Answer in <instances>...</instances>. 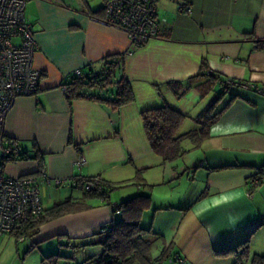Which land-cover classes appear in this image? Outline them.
<instances>
[{"label":"crops","instance_id":"1","mask_svg":"<svg viewBox=\"0 0 264 264\" xmlns=\"http://www.w3.org/2000/svg\"><path fill=\"white\" fill-rule=\"evenodd\" d=\"M103 1L26 2L37 43L33 65L42 75L37 92L18 96L0 125V152L15 141L25 154L6 162L3 174L35 176L45 210L65 199L81 206L42 222L30 239L52 255L59 236L62 254L71 259L66 264H94L104 239L100 228L119 215L112 205L142 193L151 197L149 228L162 236L153 240V256L171 244L169 253L180 255V264H233L214 250L245 240L252 253L264 256V0H159L158 35L123 56L134 100L117 108L85 98L68 101L61 90L73 70H98L105 58L131 48L125 32L100 21ZM228 78L238 84L225 89ZM113 91L110 86L103 95ZM217 96L213 112L220 114L206 139L199 146L184 140L187 151L176 164H162L141 113L165 104L186 116L177 132L184 134L199 127ZM82 157L86 162L79 166ZM44 175L101 176L116 190L104 204L81 187L46 184ZM0 239L13 240L17 255L25 243L8 234Z\"/></svg>","mask_w":264,"mask_h":264},{"label":"built area","instance_id":"2","mask_svg":"<svg viewBox=\"0 0 264 264\" xmlns=\"http://www.w3.org/2000/svg\"><path fill=\"white\" fill-rule=\"evenodd\" d=\"M159 0H104V15L100 21L126 33L131 48L123 54L129 55L138 48L155 38L159 31L157 17V3ZM27 0H0V125L12 108L15 99L22 95H32L38 90L41 71L34 67L33 59L37 48L33 25L28 21L25 13ZM181 11L190 12L189 6H181ZM68 77L85 78L80 69H75ZM65 80L61 82V90L65 94ZM238 84L228 78L224 82L226 88ZM244 88L254 87L252 84H241ZM21 153L15 141L3 146L0 152V163L14 160ZM86 162L80 158L77 165ZM261 178L252 181L256 187ZM46 184L61 186L68 184L76 187L81 184L86 192H104L109 189L101 176L70 177L51 179L44 175ZM252 190V189H251ZM249 190L246 194L250 195ZM104 204H109V195L100 198ZM113 209L117 205H112ZM40 191L37 178L33 175L9 177L3 174L0 165V236L13 235L17 242H27L28 250H32L36 243L26 234V228L35 223L43 214ZM109 226L100 228L101 233H107Z\"/></svg>","mask_w":264,"mask_h":264},{"label":"trees","instance_id":"3","mask_svg":"<svg viewBox=\"0 0 264 264\" xmlns=\"http://www.w3.org/2000/svg\"><path fill=\"white\" fill-rule=\"evenodd\" d=\"M99 12L100 10L95 11L94 16L98 17ZM257 42H260V40H257ZM123 58V55H113L105 58L100 69L93 70V68H89L87 72H84L85 78L68 77L70 80H67V78V81L64 82L66 99L68 101L81 98L97 100L113 108L132 102L134 94L123 73ZM201 75L204 76L206 73L203 72ZM208 76L211 81L216 79V76L212 73ZM110 86L114 87V91L111 92L110 96H105L107 88ZM171 86H174V84H171ZM102 91L104 92L102 93ZM176 96L180 97L177 93ZM219 99L220 96H217L209 103L203 113V118L201 117L202 120L199 119V127L184 134H178L177 132L186 116L165 104L157 108L144 110L141 113L147 139L153 152L160 157L162 164L175 163L184 155L187 151L181 145L184 140H190L195 146H199L206 139L210 127L217 121L220 114V112H213ZM23 157L25 158V154L21 151L15 159ZM5 163H0V165L3 166ZM258 178L262 179V177ZM135 180L138 181V175ZM76 187L82 188L80 183ZM111 188L112 186H109V189L104 192H85L88 195L101 198L105 194L109 195ZM150 206V195L139 193L122 201L114 209L119 213V217L108 224L109 231L104 233V239L101 241V252L96 257L94 264H160L170 258L178 262L183 261L180 255L169 253L171 244L163 246L158 255H152L153 240L162 239V236L154 233L150 228L141 226L143 213ZM80 208V204L72 199H65L53 204L50 208L44 209L43 214L35 223L27 226V236L35 233L42 222ZM99 233L101 232L99 231ZM214 253L217 256H231L234 259L233 264H264V256L251 252L249 240L240 242L233 247L216 249ZM55 255L52 254L50 257L52 258Z\"/></svg>","mask_w":264,"mask_h":264},{"label":"rangeland","instance_id":"4","mask_svg":"<svg viewBox=\"0 0 264 264\" xmlns=\"http://www.w3.org/2000/svg\"><path fill=\"white\" fill-rule=\"evenodd\" d=\"M166 165H173L176 164L175 163H165ZM169 172V170H168ZM179 175V174H178ZM141 181V180H140ZM133 183L136 182L132 181ZM166 184L170 185V180H166ZM148 186V185H147ZM158 189H165L167 191V189L165 187H163L162 184L157 185ZM150 188H152L150 186ZM116 190L115 187H113L109 193L112 194V192H114ZM168 192V191H167ZM147 214V215H146ZM150 213H143V216L141 218V226H143L144 228H149L150 224H151V218L152 215H149ZM117 218L119 217V215L117 214L116 216ZM164 231L166 232V236L170 235V230L165 226ZM176 231V226L173 229V232ZM100 235V239L104 238V233H99ZM59 236H56L52 242V244H54L55 246V256H53L52 258L50 257L51 254H44L43 252H41L42 248L47 247L46 245L43 246V242H39L37 244V246H35L32 250L27 249V242L25 243H21L19 244V254L17 255V247L14 243L13 240H9V241H1L0 239V264H66V262H71V259L64 256L62 254V249L66 248V247H62L60 244L62 243L61 241L58 242L59 240ZM62 240V239H60ZM66 245V244H65ZM71 245H74L71 243ZM97 248V247H96ZM60 250V252H59ZM51 258V259H50ZM165 263V262H164ZM163 264V262L161 263ZM174 264H180L178 261L174 262Z\"/></svg>","mask_w":264,"mask_h":264}]
</instances>
